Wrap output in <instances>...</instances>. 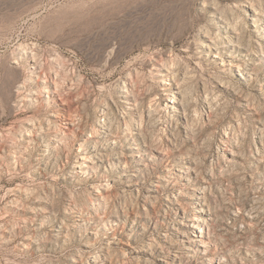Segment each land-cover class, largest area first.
<instances>
[{"label": "rangeland", "instance_id": "obj_1", "mask_svg": "<svg viewBox=\"0 0 264 264\" xmlns=\"http://www.w3.org/2000/svg\"><path fill=\"white\" fill-rule=\"evenodd\" d=\"M0 264H264V0H0Z\"/></svg>", "mask_w": 264, "mask_h": 264}, {"label": "bare ground", "instance_id": "obj_2", "mask_svg": "<svg viewBox=\"0 0 264 264\" xmlns=\"http://www.w3.org/2000/svg\"><path fill=\"white\" fill-rule=\"evenodd\" d=\"M258 25V24H257ZM256 26V25H255ZM262 28V27H261ZM257 30V29H256ZM213 44V43H212ZM207 45V44H206ZM207 48H212V46L210 45V44H208L207 46H206ZM214 48V47H213ZM32 49V48H31ZM34 50V49H33ZM33 50L31 51V50H29L28 49V47L26 48V47H21L20 48V56H21V58L24 60H27V62H29V65H30V73H28V74H30V77H29V79H28V81H29V86L30 87H26L24 84L23 85H20V87L22 86V87H24V88H22V89H24V90H22V92L23 93H25L24 94V96L21 98L20 97V99H19V103H18V106H19V104L20 105H23V104H25L26 102H31V101H35L36 100V97L37 96H40L39 94H38V88L43 84V85H45V87H47V89H48V92L50 91V89L52 90V86L53 85H55V84H52L48 79H46V78H44L43 79V77H42V74H41V62L39 63L38 61L39 60H37V57H36V51L34 50V52H33ZM14 63H16V64H19V61L17 60V59H15V61H13ZM17 66V65H16ZM45 73V72H44ZM43 73V74H44ZM58 82V81H57ZM42 87V86H41ZM59 87V86H58ZM59 88H57L56 87V85L54 86V90H53V92H57L58 94L60 93V89L58 90ZM48 97H49V95H47ZM62 96V95H61ZM172 96H174L173 94H172ZM125 98H127V96L125 95L124 96ZM38 98V97H37ZM129 98V97H128ZM128 100V99H127ZM173 102V101H172ZM66 125H65V130H68V131H70V130H73V129H75V128H73L74 127V124L71 122V120L69 121V122H67V123H65ZM65 132V131H64ZM71 132V131H70ZM60 133V132H59ZM58 136V135H57ZM51 137V136H50ZM49 138V137H48ZM50 139V138H49ZM132 149H133V147H132ZM93 159V158H92ZM84 161H86V160H84ZM87 164L85 163L84 164V166H86Z\"/></svg>", "mask_w": 264, "mask_h": 264}]
</instances>
